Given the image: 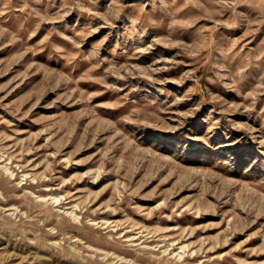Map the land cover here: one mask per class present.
<instances>
[{
	"label": "rangeland",
	"instance_id": "rangeland-1",
	"mask_svg": "<svg viewBox=\"0 0 264 264\" xmlns=\"http://www.w3.org/2000/svg\"><path fill=\"white\" fill-rule=\"evenodd\" d=\"M0 264H264V0H0Z\"/></svg>",
	"mask_w": 264,
	"mask_h": 264
}]
</instances>
